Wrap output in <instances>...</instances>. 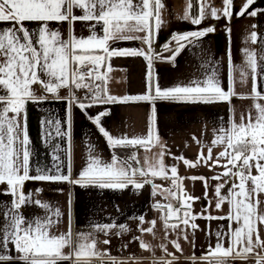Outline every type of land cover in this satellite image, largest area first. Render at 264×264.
Wrapping results in <instances>:
<instances>
[{"label":"snow or ice","instance_id":"1","mask_svg":"<svg viewBox=\"0 0 264 264\" xmlns=\"http://www.w3.org/2000/svg\"><path fill=\"white\" fill-rule=\"evenodd\" d=\"M255 0H246L237 15H257V11L248 12L249 6ZM223 15L230 17L233 0H223ZM162 0H0V185H6V194L13 196L11 209L0 208V264H124L109 256L108 262L103 260L107 252L97 250V241L89 240V236L73 234L71 216L66 232L56 234L51 229L58 223L51 217L26 223L17 210L30 199V194L23 191L25 181H60L79 185L80 187H98L123 191L131 187L135 194L151 185V195L167 193L166 204L156 202L153 207L161 211V219L165 230L178 229L184 226V239L187 240V229L191 228L193 234L199 229L195 222L203 219L227 220L228 230L225 232L218 228L215 232V247L209 245L205 254L199 258L193 257V264L199 259L200 264H240L246 262L250 256L255 257V264H264V240L260 238L259 229L264 226V213L260 212V205L264 203L259 199L264 194V75L257 72L254 53H249L248 66L252 73L251 94H238L235 91V79L232 76L231 57H229V73L227 90L222 85L215 71H211L203 80H193L187 85L161 88L158 82L152 79L153 61L158 54L153 48L155 33L160 29ZM198 15L190 17L193 7L192 0H188L183 19L191 18V23L199 25L206 17L219 18L220 10L212 6L209 0H197ZM79 9L82 15H75L74 10ZM94 21L102 26L103 34L98 36L93 31L87 39H77L74 34L69 39L62 38L58 30L49 27V22ZM25 22H37L40 27L31 32ZM7 23L9 26H3ZM95 24L92 26L95 27ZM214 29L209 27L198 32L186 35L173 36L179 52L184 44L181 41L190 37H203ZM143 33V35H139ZM253 42L256 34L252 33ZM140 41L145 48L121 49L111 47L112 42ZM165 50L172 51L165 45ZM142 57L147 62L148 71L145 79V92L139 95H126L116 97L110 94L108 85L109 73L113 71L111 60L113 57ZM173 55L170 59H174ZM264 60V56L260 57ZM106 69V71H101ZM240 83H245L247 73L241 71ZM260 76L258 84L257 77ZM39 85L44 93L37 96L33 86ZM61 89L68 90L67 97H61ZM77 91H83L80 98ZM51 94L54 99H65L68 105L66 116L67 131L62 135L70 137L71 107H77L96 126L99 134L105 138L107 147L112 150L110 162L103 161L99 156L93 155L94 146H89V156L86 166L73 179L71 174L70 158L67 173L48 175L37 170L36 175H30V152L26 126L22 124L25 105L29 101L43 100ZM250 99L255 115L251 111L247 116L240 115L239 122L235 119L234 108L228 126L223 124L214 130V138L210 145H204L198 152L195 161H190L183 155L172 156L160 142L155 127V102L157 100L173 101L190 104L227 103L232 104L233 99ZM147 102L152 105V114L149 117L148 131L144 136L128 137L127 135L115 137L102 125V119L107 112H98L95 116H88V109L108 103ZM59 123V122H57ZM59 128L57 132L59 133ZM22 137V138H21ZM192 141L201 144L199 138L193 136ZM207 147V154L203 152ZM222 150L213 157V148ZM153 148H160L158 153L149 157L144 156L141 161L136 151L125 159L115 154L116 149H140L149 153ZM168 155L177 162H182L187 168H196L201 164L209 169L216 167L224 171L211 177L220 181L223 177L229 179L224 183H217L216 209L220 210L224 203L229 204L226 216H213L204 212H192V202L200 199L188 195L183 187L184 179L199 180L205 189L207 199L208 179L204 176L181 177L178 166L165 165L164 156ZM57 159H59L57 157ZM130 161L135 162L133 167ZM224 161V163H221ZM255 172V174H253ZM170 180L171 187L161 188L154 183L155 179ZM229 184L225 188V184ZM224 189L227 195L222 194ZM0 194H5L0 192ZM171 198V199H170ZM171 200H175L179 207H175ZM40 204L39 201H36ZM47 208L48 205L41 204ZM7 209V210H5ZM206 211V210H205ZM57 217L61 214L55 213ZM143 224L144 217H138ZM150 227L140 228L141 232L155 234L156 221L149 222ZM235 225V226H233ZM117 227L115 224L97 225L96 231L105 235ZM126 225H119L116 235L128 231ZM209 234L210 225H209ZM91 235V234H90ZM134 240H139L134 237ZM109 244V240H104ZM140 247L150 250L151 246L139 241ZM177 251H182L177 241H171ZM227 244V246H225ZM14 245L17 255L9 252V246ZM193 243V247H194ZM167 252V247L163 246ZM65 249H68L65 252ZM168 255H173L168 253ZM176 259V257H174ZM160 264H172V261H161Z\"/></svg>","mask_w":264,"mask_h":264},{"label":"crops","instance_id":"2","mask_svg":"<svg viewBox=\"0 0 264 264\" xmlns=\"http://www.w3.org/2000/svg\"><path fill=\"white\" fill-rule=\"evenodd\" d=\"M135 2V0H134ZM161 19L163 21L160 29L155 33L153 48L158 54L152 66V79L158 82L161 88L187 85L193 80L203 81L211 71L217 73L222 85L227 90L229 57H231V71L234 77L235 91L238 94H251L252 73L248 66L249 53H254L257 64V72L264 75V0H255V3L248 8V12L257 11V15L251 16L237 15L246 0H233L230 9L232 15H223V0H209L213 7L220 10L219 18L206 17L199 25L192 24L191 18L183 19L188 0H162ZM193 3V2H192ZM74 14L79 16L82 12L74 10ZM198 15V6L192 7L190 17ZM94 21L77 20L73 24L67 22H49V27L58 30L63 39L67 40L72 34L77 39H87L93 31L96 35L103 34L102 26ZM3 26H9L5 23ZM25 26L35 32L40 27L37 22H25ZM213 28L203 37H190L189 40L181 41L184 47L175 52L176 44L173 36L186 35L190 32H198L207 28ZM256 34V41L252 40V33ZM139 35H143L140 33ZM111 47L121 49L145 48L146 45L140 41L130 42H109ZM168 45L172 51L165 50ZM175 56L174 59L170 57ZM113 71L109 73L110 81L108 89L111 95L123 97L126 95H139L145 92V79L148 71L147 62L142 57H113L111 60ZM248 75L245 83H240L241 71ZM106 71V69H101ZM258 84L260 76L257 77ZM36 95L42 96L39 85L33 86ZM67 89H61V97L68 96ZM264 102V101H262ZM253 101L250 99L234 98L232 104L211 103V104H190L173 101L157 100L155 102V127L158 131L160 142L170 150L172 156L183 155L190 161H195L202 146L210 145L214 138V130L223 126H228L231 113L229 108H234L235 119L239 122L240 115L247 116L251 111L255 115L252 107ZM88 116H95L98 112H107L102 119L103 127L115 137L127 135L128 137L144 136L148 131L149 117L152 114V105L147 102L108 103L87 110ZM68 112V105L65 99H54L51 94L46 99L29 101L25 105L24 118L21 121L26 126L29 144L27 148L30 152V175H36L37 170L48 175L67 173L70 158L72 178L76 179L77 174L86 166L89 156V146H94L93 155L99 156L103 161L110 162L112 150L105 142V138L99 134L97 126L88 119L77 107H71V129L70 137L62 135L67 131L65 123ZM59 122V123H57ZM59 128V133L57 132ZM199 138L201 144L194 143L192 137ZM22 138V137H21ZM125 154L117 156L121 159L127 158L132 151H136L139 159L143 161L144 156H153L160 151V148H153L151 152L145 153L140 149H126ZM203 152L207 154V147H203ZM222 149L213 148L215 158ZM115 151V150H114ZM57 157L59 159H57ZM133 167L138 165L130 161ZM165 165L178 166L181 177L204 176L208 179L207 199H205V189L199 180L195 182L191 179L183 180L184 190L188 195L199 197L192 202V212L213 216H226L229 212V204L224 203L220 210L216 209L215 187L217 183H224L229 178L223 177L220 181H214L212 176L224 171L223 168L216 167L209 169L204 164L196 168H187L182 162H177L167 154L164 156ZM224 163V161H221ZM255 174V172H253ZM155 184L161 188L171 187L170 180L155 179ZM229 184H225L228 188ZM23 191L30 194V199L18 210L17 214L24 218L26 223H33L36 220H44L51 217L58 220V223L51 229L59 234L66 232L69 226V215L71 216V227L73 234H83L89 236V240L97 241V250L107 252L103 260L108 262L109 256L115 260L123 261L124 264H160L161 261H172V264H193L192 258H199L205 254L209 245L215 247V232L223 226L222 230H228L227 220H212L206 222L197 219L195 222L200 230L193 234L191 228L187 229V240L184 239V226L178 229L165 230L161 219L163 213L156 210L153 204L159 202L166 204L167 193L160 194L161 189H157L158 194L151 195V185L145 187L135 194V190L129 187L126 190L100 189L98 187H80L60 181H25ZM0 208L11 209L13 196L8 192L6 185H0ZM222 194L227 195L224 189ZM171 199V198H170ZM259 199L264 201V194ZM39 201L40 204H37ZM175 207H179L175 200H171ZM41 204L48 205L47 208ZM5 209V210H7ZM206 210V211H205ZM260 212L264 213V203L260 205ZM59 211L60 216L55 213ZM144 217L141 224L138 217ZM155 220L156 225L154 235L141 232L140 228L150 227V221ZM115 224L107 235L96 231L97 225ZM119 225H126L128 231L121 235H116ZM209 225L210 233L209 234ZM235 226V225H233ZM91 234V235H90ZM259 235L264 240V226L259 229ZM138 237L139 240H134ZM109 240V244H104V240ZM139 241L151 246L150 250L140 247ZM171 241H177L182 251H177ZM194 243V247H193ZM167 247V252L164 248ZM227 246V244H225ZM68 249H65L67 252ZM264 255V251L257 249ZM9 252L17 255L14 245L9 246ZM172 253L173 255H168ZM176 257V259H174ZM17 264V262H13ZM196 264H200L199 259ZM231 264V261H229ZM240 264H255V257L250 256L246 262Z\"/></svg>","mask_w":264,"mask_h":264},{"label":"trees","instance_id":"3","mask_svg":"<svg viewBox=\"0 0 264 264\" xmlns=\"http://www.w3.org/2000/svg\"><path fill=\"white\" fill-rule=\"evenodd\" d=\"M192 2H193V8L196 7L197 0H192ZM124 150L127 151L126 149H116L115 152L119 154V156H122L123 154H125Z\"/></svg>","mask_w":264,"mask_h":264},{"label":"built area","instance_id":"4","mask_svg":"<svg viewBox=\"0 0 264 264\" xmlns=\"http://www.w3.org/2000/svg\"><path fill=\"white\" fill-rule=\"evenodd\" d=\"M76 95H77L78 97H80V98H83V96H84V92H83V91H77V92H76Z\"/></svg>","mask_w":264,"mask_h":264}]
</instances>
